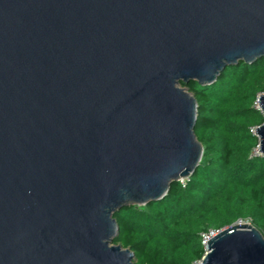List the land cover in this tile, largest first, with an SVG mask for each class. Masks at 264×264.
<instances>
[{
    "label": "water",
    "instance_id": "95a60500",
    "mask_svg": "<svg viewBox=\"0 0 264 264\" xmlns=\"http://www.w3.org/2000/svg\"><path fill=\"white\" fill-rule=\"evenodd\" d=\"M263 56L264 0H0V264H134L114 213L202 157L181 83ZM205 250L201 264H264L246 221Z\"/></svg>",
    "mask_w": 264,
    "mask_h": 264
},
{
    "label": "trees",
    "instance_id": "16d2710c",
    "mask_svg": "<svg viewBox=\"0 0 264 264\" xmlns=\"http://www.w3.org/2000/svg\"><path fill=\"white\" fill-rule=\"evenodd\" d=\"M197 105L195 135L202 157L165 196L114 213V243L129 248L134 264H194L202 235L249 222L264 237V156L252 128L263 122L255 107L264 92V56L226 66L208 85L182 84Z\"/></svg>",
    "mask_w": 264,
    "mask_h": 264
},
{
    "label": "built area",
    "instance_id": "2783aa9c",
    "mask_svg": "<svg viewBox=\"0 0 264 264\" xmlns=\"http://www.w3.org/2000/svg\"><path fill=\"white\" fill-rule=\"evenodd\" d=\"M256 104H257V103L255 102V107L257 108V105H256ZM251 132L255 135V128H252V129H251ZM255 154L260 155L259 152L257 151V148H256V150H255ZM183 180H184V179H180L179 182H183ZM215 233H216V232L210 231L208 234H203V235H202L201 243H202V245L204 246V248H205V245H206L207 240H208L211 236H213ZM205 252H206V250H205ZM194 264H201V260H199V261H197V262H194Z\"/></svg>",
    "mask_w": 264,
    "mask_h": 264
},
{
    "label": "rangeland",
    "instance_id": "374dc122",
    "mask_svg": "<svg viewBox=\"0 0 264 264\" xmlns=\"http://www.w3.org/2000/svg\"><path fill=\"white\" fill-rule=\"evenodd\" d=\"M257 103V102H256ZM257 105V104H256Z\"/></svg>",
    "mask_w": 264,
    "mask_h": 264
}]
</instances>
